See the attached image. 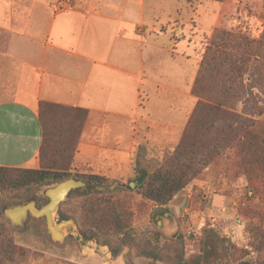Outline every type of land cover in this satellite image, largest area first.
Returning a JSON list of instances; mask_svg holds the SVG:
<instances>
[{
    "label": "crops",
    "instance_id": "crops-1",
    "mask_svg": "<svg viewBox=\"0 0 264 264\" xmlns=\"http://www.w3.org/2000/svg\"><path fill=\"white\" fill-rule=\"evenodd\" d=\"M187 1L223 11L220 0ZM178 6L165 15L164 0H0V166L39 167L42 102L87 112L75 148L81 173L127 176L137 146L176 144L197 104L198 69L188 77L189 56L176 49L193 43L165 27L185 25Z\"/></svg>",
    "mask_w": 264,
    "mask_h": 264
},
{
    "label": "trees",
    "instance_id": "trees-1",
    "mask_svg": "<svg viewBox=\"0 0 264 264\" xmlns=\"http://www.w3.org/2000/svg\"><path fill=\"white\" fill-rule=\"evenodd\" d=\"M191 92L197 98V104L178 142L171 147L153 148L158 153L148 161L143 162L137 156L133 168L135 176L139 173L136 195L160 209H166L177 194L232 145L238 151H247L246 160L250 165L256 163L264 167V130L257 120L264 113V27L256 37L215 28L200 55ZM249 101V112L243 110L249 117L241 118L236 112L237 105L242 103L245 107ZM86 115L87 112L80 108L40 103L39 167L0 166V194L4 200L11 206L34 200L40 208L48 198H35L33 194L43 185L69 179L101 187L110 183L105 176L74 169L75 148ZM138 148L141 146L133 153ZM241 165L245 166L242 162ZM245 174L243 168L240 175L244 178ZM125 192L120 187L105 192L73 190L68 198L80 199V205L63 210L68 202H62L59 217L79 224L84 238L95 239L98 244L107 246L115 257L122 256L124 264H134L127 253L132 247L136 248L137 255H145L161 264H255L214 228L203 231L198 253L193 259L186 258L184 236L180 233L165 239L161 246L149 240L134 239L136 230L131 224V212L122 198ZM259 211L255 210L253 217L261 219ZM9 223V219L0 213V224ZM249 234L253 251L264 253V228L260 224L253 225ZM236 252L240 256L236 257ZM260 264H264V259Z\"/></svg>",
    "mask_w": 264,
    "mask_h": 264
},
{
    "label": "rangeland",
    "instance_id": "rangeland-1",
    "mask_svg": "<svg viewBox=\"0 0 264 264\" xmlns=\"http://www.w3.org/2000/svg\"><path fill=\"white\" fill-rule=\"evenodd\" d=\"M220 1L223 4L222 12H219L218 5L206 1H199L195 10L191 2L187 0H164L165 15L169 13V6L173 2L177 3L178 13L185 23L183 25L174 20L165 22L169 35L173 39L193 43L189 47L178 46L176 49L181 53L185 51L183 56H189V63L184 65L187 68L188 77L196 71L204 45L215 28L240 31L256 37L264 27V0ZM194 11L197 30L186 24L188 15L193 16ZM218 13H222V20L214 28V19ZM178 27L182 30L179 31ZM196 31L199 37L193 35ZM172 65L173 68L181 67L180 64L176 65L173 62ZM164 67L167 65L164 64ZM169 93L171 92L167 94ZM247 104L245 107L242 103L237 105L236 112L241 118L249 117L243 111L249 112L251 101ZM173 108L177 113V109ZM179 114H183V109ZM257 120L260 121V128L264 130V113ZM153 148L155 147L144 144L137 149L136 153H133L129 175L107 177V182L110 183L106 186L85 183L86 186L77 189L100 192L109 191L115 187L125 189L126 192L122 194V198L129 206L131 224L136 230L134 237L136 240L145 239L154 245L161 246L165 239H172L180 233L184 236L185 256L187 259H193L198 253V242L203 231L207 228H214L241 250L245 258L251 259L255 264H260L264 259V253L257 254L250 247L249 228L256 224L264 228V167L256 163L250 165L246 160L247 151H238L232 145L220 154L211 166L205 168L196 180L177 194L166 205V209H160L154 203L136 195L139 173L135 176L133 169L137 156L145 162L150 160L151 156L157 155L158 152H155ZM241 162L245 166H242ZM241 168H244L246 172L244 178L240 175ZM54 185L56 184L39 187L33 196L46 199V190ZM64 202H68V205L66 204L63 210L73 209V206L80 205V199H69L68 196ZM9 206L13 207L0 194L1 215H4L3 210ZM255 210H260L261 219L253 217ZM57 219L62 220L58 213ZM75 225L76 235L68 233L63 241L56 242L51 240L46 231L44 220L32 215H28L20 225L13 224L11 221L3 226L0 224V264H124L122 256L115 257L107 246L98 244L95 239L84 238L79 224L75 223ZM124 252H127L126 249ZM127 253L134 264H161L145 255H137L135 247ZM237 256H240L238 252H236Z\"/></svg>",
    "mask_w": 264,
    "mask_h": 264
},
{
    "label": "water",
    "instance_id": "water-1",
    "mask_svg": "<svg viewBox=\"0 0 264 264\" xmlns=\"http://www.w3.org/2000/svg\"><path fill=\"white\" fill-rule=\"evenodd\" d=\"M86 186L81 180L69 179L58 183L45 192L48 202L40 208L36 207L34 201L23 205L6 207L3 214L13 224L20 225L28 215L36 218H44L45 228L51 240L61 242L68 233L76 235V225L72 219L58 220L57 213L59 205L67 199L71 190Z\"/></svg>",
    "mask_w": 264,
    "mask_h": 264
},
{
    "label": "built area",
    "instance_id": "built-area-1",
    "mask_svg": "<svg viewBox=\"0 0 264 264\" xmlns=\"http://www.w3.org/2000/svg\"><path fill=\"white\" fill-rule=\"evenodd\" d=\"M68 0H61V2L64 4V3H67Z\"/></svg>",
    "mask_w": 264,
    "mask_h": 264
},
{
    "label": "flooded vegetation",
    "instance_id": "flooded-vegetation-1",
    "mask_svg": "<svg viewBox=\"0 0 264 264\" xmlns=\"http://www.w3.org/2000/svg\"><path fill=\"white\" fill-rule=\"evenodd\" d=\"M10 207V206H9Z\"/></svg>",
    "mask_w": 264,
    "mask_h": 264
}]
</instances>
